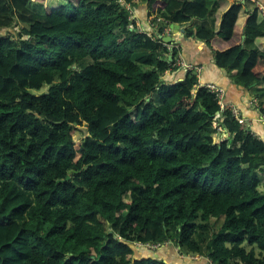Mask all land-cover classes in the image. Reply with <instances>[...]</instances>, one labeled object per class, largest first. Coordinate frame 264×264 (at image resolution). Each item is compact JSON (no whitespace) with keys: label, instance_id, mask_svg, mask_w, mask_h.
I'll list each match as a JSON object with an SVG mask.
<instances>
[{"label":"trees","instance_id":"16d2710c","mask_svg":"<svg viewBox=\"0 0 264 264\" xmlns=\"http://www.w3.org/2000/svg\"><path fill=\"white\" fill-rule=\"evenodd\" d=\"M137 1L0 0V264L194 261L136 256L166 243L209 264H264V142L196 73L164 80L179 51L133 23ZM225 1L147 4L162 35ZM244 8L186 35L258 92L264 15L247 9L240 28ZM219 128L230 138L216 141Z\"/></svg>","mask_w":264,"mask_h":264},{"label":"crops","instance_id":"0c3cea01","mask_svg":"<svg viewBox=\"0 0 264 264\" xmlns=\"http://www.w3.org/2000/svg\"><path fill=\"white\" fill-rule=\"evenodd\" d=\"M234 2L247 5L248 10L258 8L264 13V0H226L220 8L217 3H214L210 14L205 20L194 19L186 25H181L182 31L171 29L170 26L166 27L162 36L170 39L171 44L167 45L179 51V58L177 60V69L167 71L163 78L166 81L177 83L182 82L188 72L196 73L199 81L198 87L208 88L213 85L221 89L224 93V108L235 109L238 112V117L243 120L245 127L264 142V116L259 110V105L264 100V85L261 86L262 90L258 92L255 87L245 88L239 85L236 80L242 68L241 66L231 70L219 68L215 63L214 54L207 42L186 35L188 30L192 31L198 27H205L211 30L217 28L223 12ZM54 5L58 6L59 0H54ZM247 9L244 8L239 14L237 24L240 28H243L245 25L248 15ZM131 19L140 31L148 32L149 36H160L156 33V27L158 26L153 23L149 16L147 0H139L131 6ZM252 47L251 43L247 44L248 49ZM221 137L229 139L230 134L223 129ZM167 246L170 250L172 249L171 253L167 256H162V258L172 263V260H176L177 258V251L175 248L169 247L171 246L170 244ZM192 260L194 261L190 262V264H209L202 257H199V259L192 258ZM182 261V263L185 262L184 260Z\"/></svg>","mask_w":264,"mask_h":264},{"label":"rangeland","instance_id":"374dc122","mask_svg":"<svg viewBox=\"0 0 264 264\" xmlns=\"http://www.w3.org/2000/svg\"><path fill=\"white\" fill-rule=\"evenodd\" d=\"M47 89L48 88H45L44 90H42L41 92H38V93H36V94H39V93H44V92H47ZM83 129H86L85 127H83ZM215 137H216V141H221L222 139V137H221V131H219V129H218V133L215 135ZM167 245H169L168 243H166V244H164L163 246H159V247H152V246H143V245H141V244H137L136 245V247L137 248H135V251H137L136 253V256H141V255H145V253H148V252H150V253H153V252H156V253H159V254H161V256H167V255H169L170 253H171V250H170V248H168V246ZM174 244H171V246H169V247H173V248H175V250L177 251V258H176V260H179V262L180 261H182V260H185V261H189V260H187V259H192L193 257H191V256H186V255H184L182 252H180V248L178 247V248H176L175 246H173ZM140 253V254H139ZM193 259H199V257H195V258H193Z\"/></svg>","mask_w":264,"mask_h":264},{"label":"built area","instance_id":"2783aa9c","mask_svg":"<svg viewBox=\"0 0 264 264\" xmlns=\"http://www.w3.org/2000/svg\"><path fill=\"white\" fill-rule=\"evenodd\" d=\"M261 11H262V10H261ZM262 12H263V11H262ZM263 15H264V13H263ZM169 49L172 50L173 47H172V48L169 47ZM179 65H180V62H179ZM185 67H187V66H185ZM208 89H209L212 93L216 94V97L218 98V101H219L220 105L222 106L223 109H226V108H224L225 106L223 105V98H224V93H223V91H222L221 89H218L217 87H215V86H213V85L209 86ZM232 113H233L234 117L238 120V122L241 123V124H243V120L240 119V118L238 117V112H237L235 109H232ZM219 131L222 132V128H219ZM221 139L224 140L225 138H224V139L221 138Z\"/></svg>","mask_w":264,"mask_h":264},{"label":"water","instance_id":"95a60500","mask_svg":"<svg viewBox=\"0 0 264 264\" xmlns=\"http://www.w3.org/2000/svg\"><path fill=\"white\" fill-rule=\"evenodd\" d=\"M170 27H171V29H174V30H177V31H182V27H181V25H179V24H171ZM159 38H160L164 43H166V44H171V41H170V39H168V37H164V36L160 35ZM172 58H173L172 55H170V56H169V61H172ZM196 92H197V91H196ZM196 92H195V93H196ZM148 257H155V258H157V255L148 254Z\"/></svg>","mask_w":264,"mask_h":264}]
</instances>
